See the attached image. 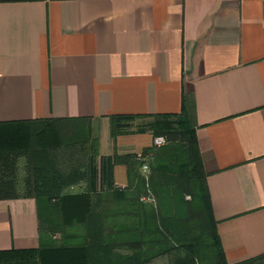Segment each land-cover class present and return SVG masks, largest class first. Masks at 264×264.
<instances>
[{
  "label": "crops",
  "instance_id": "crops-1",
  "mask_svg": "<svg viewBox=\"0 0 264 264\" xmlns=\"http://www.w3.org/2000/svg\"><path fill=\"white\" fill-rule=\"evenodd\" d=\"M183 109L227 263L264 255V0H0V122L90 118L112 155L153 136L113 142L110 115ZM106 218L122 236L123 213ZM38 247L35 200H0V250ZM108 254L92 263L123 264Z\"/></svg>",
  "mask_w": 264,
  "mask_h": 264
},
{
  "label": "trees",
  "instance_id": "trees-1",
  "mask_svg": "<svg viewBox=\"0 0 264 264\" xmlns=\"http://www.w3.org/2000/svg\"><path fill=\"white\" fill-rule=\"evenodd\" d=\"M109 121L113 142L150 133L165 144L100 155L90 118L0 122V200L33 198L39 235L38 248L0 250V264H93L108 253L123 264H228L184 109L115 114ZM117 165L126 168L124 188L115 184ZM116 212L124 221L123 235L115 238L104 226ZM116 243L129 251L116 252ZM238 264H264V255Z\"/></svg>",
  "mask_w": 264,
  "mask_h": 264
},
{
  "label": "built area",
  "instance_id": "built-area-1",
  "mask_svg": "<svg viewBox=\"0 0 264 264\" xmlns=\"http://www.w3.org/2000/svg\"><path fill=\"white\" fill-rule=\"evenodd\" d=\"M163 144H165V138L164 137H153V146L155 147H159V146H162ZM142 171L144 173L147 172V166L146 165H143L142 166ZM142 201H145V202H153V198H150V197H143L141 198Z\"/></svg>",
  "mask_w": 264,
  "mask_h": 264
}]
</instances>
